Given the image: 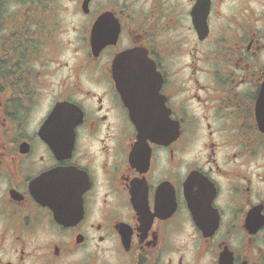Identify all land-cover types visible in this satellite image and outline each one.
I'll return each mask as SVG.
<instances>
[{
  "label": "flooded vegetation",
  "instance_id": "1",
  "mask_svg": "<svg viewBox=\"0 0 264 264\" xmlns=\"http://www.w3.org/2000/svg\"><path fill=\"white\" fill-rule=\"evenodd\" d=\"M29 1L0 3V264H264V0Z\"/></svg>",
  "mask_w": 264,
  "mask_h": 264
},
{
  "label": "rangeland",
  "instance_id": "2",
  "mask_svg": "<svg viewBox=\"0 0 264 264\" xmlns=\"http://www.w3.org/2000/svg\"><path fill=\"white\" fill-rule=\"evenodd\" d=\"M5 9H7L12 14H14L15 12L18 13V12H21V11L25 10L24 7L20 6L18 3H15L14 0H2V5H1V14L2 15L4 14ZM11 19L16 20V17L13 16V15L12 16H8V19L6 20V23L9 24V26L12 25ZM4 21L5 20L4 19L2 20V16H1L0 17V27L3 25ZM1 29L2 28H0V30ZM3 34H4V32H3ZM0 35H2L1 31H0Z\"/></svg>",
  "mask_w": 264,
  "mask_h": 264
}]
</instances>
